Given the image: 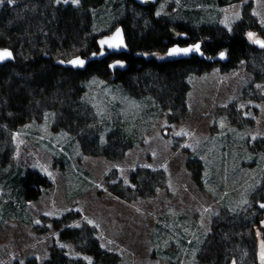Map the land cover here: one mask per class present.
<instances>
[{"label": "rangeland", "instance_id": "obj_1", "mask_svg": "<svg viewBox=\"0 0 264 264\" xmlns=\"http://www.w3.org/2000/svg\"><path fill=\"white\" fill-rule=\"evenodd\" d=\"M225 1L157 0L153 14L229 33L251 15L253 28L245 24L244 34L253 46L264 42V0ZM54 2L79 7L83 0ZM14 3L2 0L0 13ZM123 7L125 0H105L95 11L100 39L116 30ZM148 57L171 59L166 50ZM146 76L152 82H134L133 93L90 78L77 126L48 110L14 131L0 128V264H43L54 248L95 264L65 237L86 227L118 264H233L232 257L237 264H264V228L255 223L262 214L257 203L264 202V52L190 73L185 109L157 97L158 79ZM119 128L126 143L107 153ZM139 170L163 172L166 183L155 196L131 200L127 188L134 189L131 176ZM30 172L45 185L23 197L16 180ZM221 219L233 231L216 232ZM216 234L226 238L219 236L223 246L214 250L209 240Z\"/></svg>", "mask_w": 264, "mask_h": 264}, {"label": "trees", "instance_id": "obj_2", "mask_svg": "<svg viewBox=\"0 0 264 264\" xmlns=\"http://www.w3.org/2000/svg\"><path fill=\"white\" fill-rule=\"evenodd\" d=\"M14 1L13 5H6L0 13V47L10 48L15 53L14 63L0 64V128L9 131H14L29 120H35L37 114L41 115L48 110L63 115V119L59 118L62 123L73 120L77 126V110L84 95L85 83L92 77L114 81L133 93L136 90L132 88L134 82L148 84L152 80L149 81L146 75H155L159 84L157 97L169 101L174 107L185 109L186 94L189 91L186 82L188 75L197 70H207L213 64L201 61L198 57L162 62L148 57L153 52H165L172 39V28L193 37L191 39H204V52L208 56H217L227 51L228 62L223 65L225 68L247 60L251 54L264 52V49L250 44L244 34L245 24L250 23L249 26L253 28L251 23L255 21L251 15L240 22L233 33L215 26L190 29L183 24L174 25L166 20L155 19L153 7H143L135 0H125L126 7L122 8L118 26L125 31L130 51L129 54L119 56L126 62V69L110 70L113 58L92 61L84 69H68L57 64V61L75 56L87 57L98 50L100 37L94 32L95 11L102 7L105 0H83L79 7L56 5L55 0ZM212 1L216 5L228 3L225 0ZM141 14H144L143 17H140ZM70 125L75 126L73 122ZM120 130L122 128L115 132L121 137L115 142L113 140L116 137L112 136L110 147L111 143L116 144L107 153L112 154L121 146L120 143H126ZM263 145L260 144L261 147ZM131 182L134 189L128 187L127 191L133 194L130 198L132 200L155 196L165 186L166 178L163 172L139 170L132 174ZM16 183L23 197H26L35 194L36 185H45V179L30 172L18 178ZM112 193L127 199L123 192L112 190ZM260 219L261 216L257 217L255 223H259ZM229 225L221 233L233 231ZM67 235H70L69 240L80 246V250L95 258V264L119 263L116 254L101 248L91 227L66 234V238ZM198 237L201 239V233H198ZM218 237L216 234L215 241L211 240L213 247H220ZM27 264L38 263L30 261ZM43 264L86 263L71 259L64 250L54 248L50 258Z\"/></svg>", "mask_w": 264, "mask_h": 264}, {"label": "water", "instance_id": "obj_3", "mask_svg": "<svg viewBox=\"0 0 264 264\" xmlns=\"http://www.w3.org/2000/svg\"><path fill=\"white\" fill-rule=\"evenodd\" d=\"M135 1L140 6H153L157 2V0H135ZM251 37H253V34L251 35ZM101 41H106L107 43L102 44ZM101 41H100V47L104 50L105 49L109 50L110 52L116 51V49L120 46L122 47L123 51H125L127 49V45H126V41H125V37H124V30L121 26H118L112 35L102 39ZM258 41L259 40L254 41L255 46H258L259 48L264 49V44L258 43ZM259 42H261V41H259ZM197 46H198V50H197ZM201 47H202V42H198L197 44L192 45V46H188V47H180L179 45H175V46H172L169 48L168 54L174 60L189 59L193 55L199 56L201 59H205L206 56L203 53ZM173 49H181V50L190 49V51H188V52L180 51L177 53H172ZM5 51L8 53H11V55L5 57L4 59H0V64L5 65L8 63H14L15 62L14 51L10 48H7V47H0V52H5ZM107 53L108 52L103 51L100 55H97L94 53L88 57L75 56L69 60H58L57 64L65 67V68H68V69H74V70L84 69L92 61L103 60L107 56ZM76 60H82L84 63L82 65L73 64L72 61H76ZM208 61L213 62V63L220 62L224 65L228 62V56H227L226 52L223 51L220 54H218L217 56H215L214 58H209ZM111 67L112 68L118 67L119 69L124 70L125 64L118 63V64L112 65ZM262 204H264V203H262ZM261 205H258V206L261 209H264L261 207ZM233 264H235V263H233Z\"/></svg>", "mask_w": 264, "mask_h": 264}, {"label": "flooded vegetation", "instance_id": "obj_4", "mask_svg": "<svg viewBox=\"0 0 264 264\" xmlns=\"http://www.w3.org/2000/svg\"><path fill=\"white\" fill-rule=\"evenodd\" d=\"M154 6V5H153ZM153 6H143V7H153ZM124 30V29H123ZM170 32H171V42L170 43H168V46H167V48H166V53H168V50H169V48L170 47H172V46H175V45H179L180 47H188V46H192V45H195V44H197L198 42H202V47H201V49H202V51H203V53L205 54V52H204V42L203 41H200V40H195V39H191V38H193V37H191V36H189L188 34H186V33H184V32H181L180 30H178V29H174V28H172V29H170ZM113 34V33H112ZM111 34V35H112ZM110 35H108V36H105V37H103V38H101V39H99V44H98V46H99V48H98V50L95 52V54H97V55H100L103 51H106V52H108L107 53V56L104 58V59H107V58H113V60L111 61V63H110V70H112V71H115V70H117V69H119L118 67H115V68H112L111 66L112 65H114V64H118V63H121V64H125V69H126V62L124 61V60H122V59H120L119 58V56H121L122 54H129L130 53V51H129V49H128V46H127V49L125 50V51H123L122 50V47L120 46V47H118L117 49H116V51H109V50H104V49H102L101 47H100V41L102 40V39H104V38H106V37H109ZM124 37H125V41H126V34H125V31H124ZM126 45H127V42H126ZM94 54V53H93ZM227 54V53H226ZM169 55V54H168ZM90 56V55H89ZM205 56H206V58L205 59H201L199 56H196V55H193V56H191L190 58H193V57H198L201 61H205L206 63H211V64H213V62H210V61H208V59L209 58H214L215 56H208V55H206L205 54ZM88 57V56H87ZM171 59H172V57H170ZM189 58V59H190ZM103 59V60H104ZM185 60H187V59H185ZM98 61H100V60H98ZM124 69V70H125ZM119 70H121V69H119ZM262 203H264V202H262ZM261 202H259V203H257V207L261 210V219H260V221H259V228H264V209H261L258 205H261L262 204ZM230 224V221L229 220H227V221H224V220H219V222H218V224H217V226L215 227V231L217 232V229H219V228H221V230H223L224 228H226V226H228ZM220 237V240H224L226 237L224 236V235H219ZM193 242H195L196 241V239H193L192 240ZM209 243L211 244L212 242H211V240L209 241ZM208 243V244H209ZM223 243L221 242V244H220V248L223 246L222 245ZM219 248V249H220ZM213 249L215 250V249H217V247H216V245L213 247ZM211 254H213V252L211 253ZM236 261H237V258L236 257H232V262H234L235 264H237L236 263ZM238 262V261H237Z\"/></svg>", "mask_w": 264, "mask_h": 264}, {"label": "snow or ice", "instance_id": "obj_5", "mask_svg": "<svg viewBox=\"0 0 264 264\" xmlns=\"http://www.w3.org/2000/svg\"><path fill=\"white\" fill-rule=\"evenodd\" d=\"M0 2H2V0H0ZM251 35L252 34L250 33L249 36L251 37ZM101 43L104 44V43H107V42L106 41H101ZM258 43H264V42H259L258 41ZM197 50H198V46H197ZM180 51L188 52V51H190V49H183V50H181V49H173L172 53H177V52H180ZM10 55H11V53H8L6 51L5 52H0V59H4L5 57L10 56ZM72 63L73 64L82 65L84 62L82 60H76V61H72ZM261 207L264 208V204H262ZM262 258H264V255H262Z\"/></svg>", "mask_w": 264, "mask_h": 264}]
</instances>
